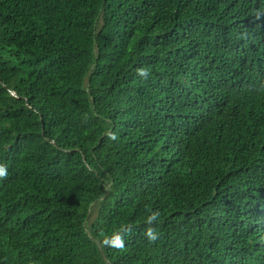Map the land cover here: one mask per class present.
<instances>
[{
    "label": "trees",
    "instance_id": "1",
    "mask_svg": "<svg viewBox=\"0 0 264 264\" xmlns=\"http://www.w3.org/2000/svg\"><path fill=\"white\" fill-rule=\"evenodd\" d=\"M0 167V264H264V0H0Z\"/></svg>",
    "mask_w": 264,
    "mask_h": 264
},
{
    "label": "clouds",
    "instance_id": "2",
    "mask_svg": "<svg viewBox=\"0 0 264 264\" xmlns=\"http://www.w3.org/2000/svg\"><path fill=\"white\" fill-rule=\"evenodd\" d=\"M4 175H5V169L3 167H0V177H3ZM157 218H158V213H155V212L152 213V215L148 217V223L151 224ZM146 235L150 241H154L157 239L156 233L154 232L152 228H148L146 230ZM120 246H122V244Z\"/></svg>",
    "mask_w": 264,
    "mask_h": 264
},
{
    "label": "rangeland",
    "instance_id": "3",
    "mask_svg": "<svg viewBox=\"0 0 264 264\" xmlns=\"http://www.w3.org/2000/svg\"><path fill=\"white\" fill-rule=\"evenodd\" d=\"M75 116L77 117V118H81L82 119V121H84L85 119H86V117L84 116V117H82V116H80L79 114H75ZM66 152H68V150H65ZM71 150H69V152H70ZM43 173V172H42ZM46 175H48L49 173H45ZM88 177H92V182L93 183H95V184H101V183H103V181L101 180V179H99V175H98V172L95 170V169H93V168H90V173H89V175H88ZM50 179H54V177H53V175H50Z\"/></svg>",
    "mask_w": 264,
    "mask_h": 264
}]
</instances>
